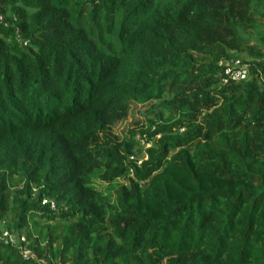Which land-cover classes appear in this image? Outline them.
Instances as JSON below:
<instances>
[{"label": "trees", "instance_id": "16d2710c", "mask_svg": "<svg viewBox=\"0 0 264 264\" xmlns=\"http://www.w3.org/2000/svg\"><path fill=\"white\" fill-rule=\"evenodd\" d=\"M263 61L264 0H0V264H264Z\"/></svg>", "mask_w": 264, "mask_h": 264}, {"label": "built area", "instance_id": "2783aa9c", "mask_svg": "<svg viewBox=\"0 0 264 264\" xmlns=\"http://www.w3.org/2000/svg\"><path fill=\"white\" fill-rule=\"evenodd\" d=\"M220 66H222L223 69L222 75L220 76L222 84H227L228 82L238 83L245 81L248 78V65L244 62L235 60L234 62L230 63H221ZM143 159L145 160L146 157L144 156ZM139 163L140 162H138V164ZM42 203L49 204L51 210L55 209V206L52 202L43 201ZM0 241L20 250L23 255L30 256L29 251L25 249L26 240L24 235L10 232L5 228L2 222H0Z\"/></svg>", "mask_w": 264, "mask_h": 264}, {"label": "rangeland", "instance_id": "374dc122", "mask_svg": "<svg viewBox=\"0 0 264 264\" xmlns=\"http://www.w3.org/2000/svg\"><path fill=\"white\" fill-rule=\"evenodd\" d=\"M243 59L244 58H240L238 60L241 62H244ZM140 110H143L141 105H134L133 108L131 109L130 113H129V116L124 121L119 123L117 126L113 127L112 133L118 137H122L128 129L132 128L133 122L135 120L140 119V116L138 115L139 114L138 112ZM97 184L98 183H96V185Z\"/></svg>", "mask_w": 264, "mask_h": 264}]
</instances>
